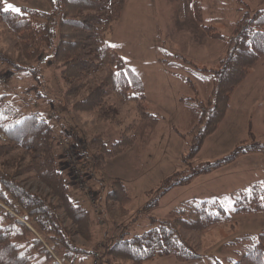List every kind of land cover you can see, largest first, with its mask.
<instances>
[{
  "label": "rangeland",
  "instance_id": "374dc122",
  "mask_svg": "<svg viewBox=\"0 0 264 264\" xmlns=\"http://www.w3.org/2000/svg\"><path fill=\"white\" fill-rule=\"evenodd\" d=\"M2 2L5 10L11 4L20 11H51L48 0ZM194 4L200 8L203 25L213 27L224 41L211 40L201 30L193 15ZM260 9H264V0H127L119 21L105 39L117 50L130 73L142 79L146 97L144 106L158 124L146 138L126 147L118 156L104 159L103 168L98 167L97 162L105 158L102 147L92 143V139L100 136L101 144L107 149L124 135L135 141L148 119L138 120L133 103L119 99L110 88L103 98L106 105L97 110L99 113L92 110L88 114L75 113L73 107L77 102L86 99L100 87H108V68L98 66L95 67L96 71L87 73L80 80L71 79L73 87L82 88L73 99L66 95L61 71L48 56L56 44L42 51L49 58H45L40 65L27 64L18 54V40L0 23V54L10 62L40 68L38 73L33 74L20 71L25 69L17 70L20 65L16 64L15 68L0 60V96H5V105L20 116L37 112L50 124L53 129L50 155L56 169L66 177L71 187L79 188L82 192L69 189L70 200L87 207L97 194V201L105 199L114 180L122 183L129 198L123 208L126 210L125 217L120 215L119 203L116 206L115 201H107L106 209L111 217L108 234H111V230L116 234L111 242L104 243L105 229L100 228L98 223L99 229L90 241L74 238L75 246L87 251L85 255L77 251L76 259L79 260L74 264H132L112 254L106 256L108 247L114 242L143 234L150 228L149 218H168L174 209L190 200L219 201L229 221L202 234L183 233L184 238L198 249L201 259L179 263L169 257L146 264H228L229 259H238L234 252L243 246L242 239L264 232V214L236 216L233 213L234 193L264 180L262 154L241 156L210 174L199 176L188 185L172 187V183L186 176L189 167L220 161L240 145L253 142L264 144V65H259L232 93L225 121L205 139L195 157L190 159L188 156L193 136L201 129L197 126L199 117H208L213 107L212 88L207 95L205 79L198 78L192 66L207 70L217 68L218 61L226 54L227 41L232 37L242 13L252 15ZM262 59L264 63V57ZM37 61L40 62V57ZM50 63L51 68L48 67ZM142 82L140 87L144 92ZM130 92L139 93L140 89L132 83ZM187 99L202 103V116L185 105ZM103 115L106 121L99 123L97 120ZM63 140L66 142L62 145ZM88 156L89 160L94 161L93 168L100 171L98 176L102 173L104 182L100 186L90 181L92 172H82L78 166V160H84L79 165L84 164L87 168ZM29 162L28 155L16 149L5 156L0 165L3 163L12 172ZM27 177L22 176L19 180L24 181ZM24 184L34 193L46 195L50 192L34 180H26ZM155 201L154 208L145 209ZM81 254L82 257L78 256ZM68 256L73 258L75 255Z\"/></svg>",
  "mask_w": 264,
  "mask_h": 264
},
{
  "label": "trees",
  "instance_id": "16d2710c",
  "mask_svg": "<svg viewBox=\"0 0 264 264\" xmlns=\"http://www.w3.org/2000/svg\"><path fill=\"white\" fill-rule=\"evenodd\" d=\"M48 2L51 7L49 13L27 9L13 13L5 10L0 0V23L18 40V54L21 58L23 57L27 64L40 65L45 58L50 57L61 71L67 89L66 95L73 99H76V94L82 88L73 87L70 80H80L87 73L96 71L95 67L106 66L108 87L94 90L86 99L77 102L73 111L79 114H88L91 110L100 111L106 105L103 98L110 88L119 99L133 103L138 120L148 119L144 130L141 128L139 134L137 133L135 141L124 135L107 149L101 144L100 136L92 139V143L102 147L105 156L97 160L100 166L103 165L104 159L118 156L126 147L146 138L158 124L144 106L146 99L140 87L141 78L130 73L117 50L105 39L119 21L127 0H48ZM239 4L244 7L240 2ZM193 15L208 38L224 41L213 27L203 25L201 11L196 4L193 6ZM53 44L56 46L52 54L50 53L49 57L43 55L42 51ZM226 47V54L215 69H198L186 61L195 69L198 78L205 79L204 90L207 95L212 88L210 92L213 100L208 117L205 119L199 117L197 126L201 129L193 136L188 155L190 159L199 153L205 139L215 133L226 116L232 93L264 57V9L252 15L243 12ZM38 57L40 62L37 61ZM0 60L8 62L15 68L16 64L20 65L17 70L25 69L20 71H29L33 74L40 71V68L33 69L21 63L10 62L2 54ZM48 67H52L51 63ZM202 73L208 76H203ZM132 83L138 86L139 93L130 92ZM184 102L197 115L202 116L201 102L192 99ZM188 102L191 104H187ZM105 119L103 115L97 121L103 123ZM51 129L42 114L30 112L20 116L5 105V96H0L2 136L0 161L16 149L25 152L30 160L28 165L12 172L8 171L3 163L0 165V213L3 216V220L0 221V264H74L79 260L76 259V253L81 252L83 255L87 253L86 250L82 251L75 246L74 238L90 241L98 231L93 229L97 223L93 224L91 220L92 215L93 217L95 215V208L99 205L98 194L87 207L70 200V185L66 177L56 169L50 155L53 130ZM69 139L72 140L73 137ZM257 153L264 155V144L253 142L250 145H240L220 161L189 167L186 176L179 182L172 183V187L188 185L199 176L210 174L233 163L241 156ZM80 163L82 160L78 163L82 172L86 171L84 164L79 165ZM89 172L93 173L92 170ZM22 176H28L26 180L43 184L50 192L46 195L31 192L24 184L26 180H19ZM74 189L82 193L79 188ZM106 196L105 200L115 201L116 206L119 203L120 215L125 217L126 210L123 208L129 202V198L119 180L112 181ZM84 197L88 199L86 195ZM52 199L54 201H51ZM154 206L156 201L145 209ZM233 210L236 216L264 214V180L252 184L246 190L235 192ZM227 221L229 217L225 215L219 201L190 200L174 209L168 218L158 220L149 218L150 228L146 232L130 240L115 242L116 244L108 247L106 256L112 254L132 264H146L169 257H173L179 263L194 262L201 259V254L184 238L183 233L202 234ZM242 241L243 246L234 252L238 259H229L228 264H264V232ZM68 254L75 256L69 258ZM82 254L78 256L82 257Z\"/></svg>",
  "mask_w": 264,
  "mask_h": 264
},
{
  "label": "crops",
  "instance_id": "0c3cea01",
  "mask_svg": "<svg viewBox=\"0 0 264 264\" xmlns=\"http://www.w3.org/2000/svg\"><path fill=\"white\" fill-rule=\"evenodd\" d=\"M223 58H221L219 61H218V64L220 63V61L222 60ZM262 61H263V59L261 58L260 59V61H259V64L257 65V66H259V65H264V63H262ZM257 66L255 67V68H257ZM254 68V69H255ZM250 73H251V71L249 72V75L247 76V78H246V80L248 79V77L250 76ZM245 80V81H246ZM244 81V82H245ZM141 82H142V79H141ZM243 82V83H244ZM242 83V84H243ZM241 84V85H242ZM142 85H143V89H144V94H145V86H144V84H143V82H142ZM240 85V86H241ZM239 86V87H240ZM234 94V93H233ZM145 99H146V97H145ZM231 101H232V96L230 97V99H229V107H228V110H229V108H230V105H231ZM227 110V111H228ZM226 118H227V113H226V116H225ZM226 118H224V119H226ZM223 121H225V120H223ZM82 161H84V160H82ZM93 160H86V163H87V168H86V166H85V170L86 171H89V170H92L93 171V178L90 180V181H92L94 184L93 185H95V184H97V185H101V183H103L104 181H101L102 179H103V177H102V173L100 174V176L99 177H97V175L99 174V172L100 171H97L96 169H94L93 168ZM101 166V168H103V165H100ZM98 167H99V165H98ZM96 170V171H95ZM100 170V169H99ZM263 181V180H262ZM70 187V190L71 189H74L73 187H71V186H69ZM90 205V204H89ZM107 205H108V203H107V200H105V199H101V200H99V205L95 208V211H94V217H93V215H92V218H91V220H92V223L93 224H95V223H98L99 224V227L101 228L102 227V229H105V231L103 230V237H106V239H105V242L104 243H108L109 241L111 242L114 238L113 237H115V233L111 230V234H108L109 233V230L107 229L109 226H111L109 223H110V220H111V217L108 215V211H107ZM92 213V212H91ZM99 214H101V215H99ZM97 224V225H98ZM97 225L95 226V227H93V229L95 230V229H97L98 230V227H97ZM113 244H116L115 242L113 243Z\"/></svg>",
  "mask_w": 264,
  "mask_h": 264
},
{
  "label": "snow or ice",
  "instance_id": "6c2138e0",
  "mask_svg": "<svg viewBox=\"0 0 264 264\" xmlns=\"http://www.w3.org/2000/svg\"><path fill=\"white\" fill-rule=\"evenodd\" d=\"M6 10H13V11H16V12H19V11H20V9L15 8V7H14L13 5H11V4L7 5Z\"/></svg>",
  "mask_w": 264,
  "mask_h": 264
},
{
  "label": "built area",
  "instance_id": "2783aa9c",
  "mask_svg": "<svg viewBox=\"0 0 264 264\" xmlns=\"http://www.w3.org/2000/svg\"><path fill=\"white\" fill-rule=\"evenodd\" d=\"M64 142H66V140H63L62 142H61V144L63 145V143ZM80 162V160H78V163ZM81 170V169H80ZM82 171V170H81Z\"/></svg>",
  "mask_w": 264,
  "mask_h": 264
}]
</instances>
